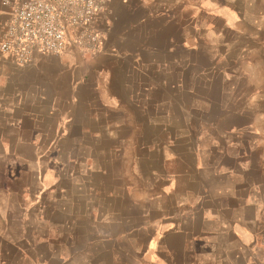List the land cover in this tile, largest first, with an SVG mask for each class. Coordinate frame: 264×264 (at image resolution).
Instances as JSON below:
<instances>
[{
    "label": "crops",
    "instance_id": "1",
    "mask_svg": "<svg viewBox=\"0 0 264 264\" xmlns=\"http://www.w3.org/2000/svg\"><path fill=\"white\" fill-rule=\"evenodd\" d=\"M8 17L0 0V37ZM98 32L97 55L0 52L2 151L80 152L32 171L27 209L64 211L75 176L78 196L144 202L141 264H264V0H113Z\"/></svg>",
    "mask_w": 264,
    "mask_h": 264
},
{
    "label": "rangeland",
    "instance_id": "2",
    "mask_svg": "<svg viewBox=\"0 0 264 264\" xmlns=\"http://www.w3.org/2000/svg\"><path fill=\"white\" fill-rule=\"evenodd\" d=\"M92 54L97 55V52ZM92 54L81 53L83 56ZM219 118L214 112V121ZM247 135L250 141L253 140L252 133ZM208 137L211 139H206L207 144L215 141L212 136ZM32 148L27 142H21L12 154L0 148V264H141L140 255L150 229L144 228L140 210L144 202L138 198H133L132 210L125 212L120 202L108 206L114 205V201L101 195V189L96 195L78 196V187L85 184L72 176V179L64 180L69 194L65 196L64 211H46L45 206L39 205L32 207L31 211L27 209L31 203L28 183L32 182V171L44 173L48 170L54 174L66 165L62 162L63 153L67 157L80 153L69 146L41 148L42 158L36 164L30 156ZM3 165L6 169L4 177L1 176ZM82 166H79L81 172ZM68 168L71 174H76L78 166L69 163ZM87 168L88 165L84 172L91 171L88 170L91 167ZM39 185L43 186V180ZM76 199L81 201L73 205ZM19 201L26 202V205L23 203L24 206L19 207Z\"/></svg>",
    "mask_w": 264,
    "mask_h": 264
},
{
    "label": "built area",
    "instance_id": "3",
    "mask_svg": "<svg viewBox=\"0 0 264 264\" xmlns=\"http://www.w3.org/2000/svg\"><path fill=\"white\" fill-rule=\"evenodd\" d=\"M4 1L9 17L0 37V52L19 65L61 55L69 48L82 54L101 51L98 28L113 0Z\"/></svg>",
    "mask_w": 264,
    "mask_h": 264
}]
</instances>
